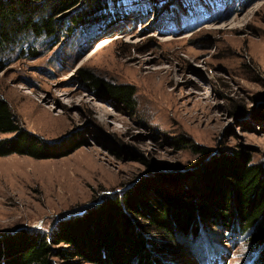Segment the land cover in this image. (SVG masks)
<instances>
[{
  "label": "rangeland",
  "instance_id": "obj_1",
  "mask_svg": "<svg viewBox=\"0 0 264 264\" xmlns=\"http://www.w3.org/2000/svg\"><path fill=\"white\" fill-rule=\"evenodd\" d=\"M122 2L127 15L108 30L100 21L58 38L31 36L2 57L0 95L21 125L50 145H82L62 156L0 155V238L53 234L157 173L168 178L146 187L145 203L171 205L158 186L197 200L221 152L242 149L264 166V0H160L169 3L160 13L150 0ZM31 45L36 56L26 52ZM82 69L134 85L136 107L112 100ZM126 213L149 255L164 264H257L249 232L231 238L227 226L200 219L202 234L190 246L146 216ZM57 259L101 264L79 255Z\"/></svg>",
  "mask_w": 264,
  "mask_h": 264
},
{
  "label": "trees",
  "instance_id": "obj_2",
  "mask_svg": "<svg viewBox=\"0 0 264 264\" xmlns=\"http://www.w3.org/2000/svg\"><path fill=\"white\" fill-rule=\"evenodd\" d=\"M111 1L114 6L109 11L108 0H0V70L4 68L2 57L14 52L18 44L31 36L58 38L63 33L73 32L75 27L100 21L105 22L104 31L115 26L127 12L122 0ZM150 1L154 2L158 13L169 6L168 2L159 6L160 0ZM26 52L33 56L38 53L33 45ZM82 75L115 102L131 109L136 107L134 85L105 81L88 69H82ZM0 132L12 133L0 138V155L16 152L39 158L62 156L82 145L81 140L50 145L21 125L11 105L1 95ZM207 167L206 189L197 200L187 201L158 186L156 190L171 205L156 207L145 203L146 187L159 185L167 180L168 174L146 176L121 197L108 195L100 206L92 207L83 216L68 219L53 234L37 230L2 236L0 264H59L57 258L72 255L101 264H109V261L112 264H151L153 261L152 264H164L149 255L146 239L133 227L127 211L146 216L161 231L177 241L186 239L184 242L190 246L202 234L200 219L227 226L231 238L233 233L249 232V250L256 251L257 264H264V166L252 163L242 149H233L221 152ZM174 176L170 174L169 178ZM147 208L150 209L148 216ZM202 222L204 227L205 221Z\"/></svg>",
  "mask_w": 264,
  "mask_h": 264
},
{
  "label": "bare ground",
  "instance_id": "obj_3",
  "mask_svg": "<svg viewBox=\"0 0 264 264\" xmlns=\"http://www.w3.org/2000/svg\"><path fill=\"white\" fill-rule=\"evenodd\" d=\"M123 4V3H122ZM153 22H154V19L152 20ZM121 36H117L116 38H113V39H108V40H106V41H104V42H102V43H98L99 45H98V47H97V49H103V47L105 46V45H107V44H109L110 42L111 43H113L112 41H115V40H117V39H119Z\"/></svg>",
  "mask_w": 264,
  "mask_h": 264
}]
</instances>
